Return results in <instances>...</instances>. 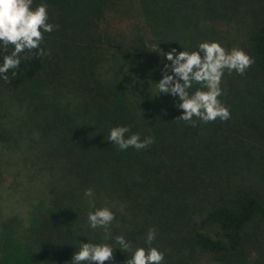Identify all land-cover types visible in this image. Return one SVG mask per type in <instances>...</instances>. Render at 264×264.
<instances>
[{
  "label": "trees",
  "instance_id": "obj_1",
  "mask_svg": "<svg viewBox=\"0 0 264 264\" xmlns=\"http://www.w3.org/2000/svg\"><path fill=\"white\" fill-rule=\"evenodd\" d=\"M54 2L60 8L64 49H69L71 58L81 56L82 50L93 49L95 39L103 36L99 21L109 7L108 3H116L113 0ZM166 14L169 20L158 15L162 30L152 28L156 34L149 30L155 36L147 34L138 25L137 31L129 34L125 44L116 41L117 54L127 57L129 65L127 97L125 93L121 96L101 94L100 84L92 83L89 76L80 75L93 72V65L87 67L92 63L90 60L76 65L81 87L87 90V99L81 97L80 104L92 111L99 122L103 119L109 128L129 126L131 132L128 135L139 133L141 140L151 136L154 143L142 150L130 147L121 151L113 142L101 140L94 132L95 127H89L92 132L81 134L78 139L77 135H71V142L65 141V147H59L55 159L61 158L66 163L62 172L60 169L49 172L48 187L54 195L49 193L43 204L27 206L21 216L12 214L9 220L0 216V264H70L80 242L112 244L114 241L108 238L112 233L123 235L129 241V201L135 203L139 196H146L141 181L144 182L149 173L160 182L165 176L166 186H174L179 192L177 195L187 197L193 203L198 201L185 194L198 198L208 195L199 202L198 221L189 223L191 229L186 238L192 248L210 256H229L235 261L233 257H237L239 264H264V193L244 185H230L225 179L218 183L213 176L225 168L231 158L227 150L218 148L226 140L221 139L213 130L215 126L212 128L210 124L203 127L206 129V134H203L206 138H203L198 133L202 126L200 121L194 127L179 119L181 122L177 121L175 110L178 108L175 105L178 99L157 92L164 63H170L166 59L161 62L163 51L176 47L170 39L174 29L173 18L170 19L172 14L167 11ZM246 36L247 53L255 61L250 72L264 74V20L259 17L250 20ZM153 45H159L160 53L154 52ZM53 62L48 56L23 61L14 78L9 72L10 82L6 83L19 88L42 74L47 77L60 74L56 78H60L61 83L66 74L59 70L62 68L57 62ZM235 100V97L230 100V108H234V112L244 111L242 100ZM63 177L66 188L67 185L74 187L77 182L78 195L72 188L65 191L63 184L59 183ZM200 178L207 184L201 185L198 182ZM91 183H96L97 187L85 202L83 188ZM101 188L109 190L105 194L113 200H117L114 194L118 195L114 210L122 212L121 215L116 214L110 225L114 230L109 227L107 233L100 228L91 229L85 217L92 210L90 200L96 207L108 206L101 197ZM193 212L189 215L190 220ZM19 221L21 226L17 230ZM130 255L116 248L115 259L105 264H124ZM183 262L184 259L180 261Z\"/></svg>",
  "mask_w": 264,
  "mask_h": 264
},
{
  "label": "rangeland",
  "instance_id": "obj_2",
  "mask_svg": "<svg viewBox=\"0 0 264 264\" xmlns=\"http://www.w3.org/2000/svg\"><path fill=\"white\" fill-rule=\"evenodd\" d=\"M113 1L116 3H108L109 7L99 21V30L103 36L95 39L93 49L82 50L81 56L71 58L69 49H64L60 8L54 0H43L49 6L50 22L59 25V30L45 34L42 46L50 50V61L59 64L62 68L59 70L66 74L65 77L59 83L60 78L56 77H60V74L48 77L42 74L19 88H12L0 80V216L7 220L12 214L21 216L27 206L39 202L43 204L44 198H49V193L54 195L48 187L49 172L61 170L66 164L61 158L58 161L55 159L59 147H65V141L71 142V135H77L78 139L81 134L92 132L89 127H95V134L101 140L108 141L109 126L103 119L99 122L92 111L80 104L81 97L87 99V90L81 87L82 81L76 65L90 60L92 63L87 67L93 65V72L80 75L89 76L92 83L96 81L100 84L101 94L121 96L125 93L127 97L129 65L127 57L117 54L116 41L125 44L129 34L137 31L138 25L147 34L155 36L150 31L163 29L158 15L169 20L167 11L172 14L170 19L173 18L171 21L174 26V39H170L179 51L194 50L203 41H219L228 50L239 47L247 52L248 22L254 17L264 20V0ZM41 2L34 0V6ZM250 71L248 69L242 76L235 72L229 75L225 71L221 85L224 94L220 99L230 109L231 118L227 121L218 119L208 124L212 128L215 126V133L226 140L218 148L220 151L227 150L231 158L225 168L213 177L218 183L225 179L230 185H244L264 193V74ZM197 87L199 85L194 84L190 91ZM233 97L236 98L235 102L239 98L242 100L244 111L234 112V108H230L232 105L229 102ZM175 111L177 117L182 114L180 109ZM200 123L202 126L198 133L206 138L203 135L206 134L205 124ZM192 173L195 175L196 171ZM160 176L163 177V174ZM65 177L59 181L63 186ZM164 177L160 182L149 173L144 181L146 185L141 181L146 196H139L135 203L129 201V242L133 248L147 247L146 234L150 228H154L156 239L152 246L164 253V264H239L237 257H233L235 261L229 256H210L190 246L186 238L191 229L189 223L198 221L199 202L204 201L208 195L198 198L185 194L198 201L193 203L187 197L185 199L177 195L179 192L174 186H166ZM198 182L201 185L207 184L201 178ZM96 187V183H91L83 188L85 202V191ZM67 188L77 191V182L74 187L67 185ZM67 188L64 186L66 192ZM101 189L104 204L112 209L115 216L121 215L120 210H114L118 195L114 194L117 200H113L105 194L109 190ZM76 193L78 195V191ZM192 211L195 212L190 220ZM85 217L87 219V215ZM18 219L22 222L21 218ZM20 221L17 230L21 226ZM110 228L114 230L113 226ZM183 259L184 262L180 263Z\"/></svg>",
  "mask_w": 264,
  "mask_h": 264
},
{
  "label": "clouds",
  "instance_id": "obj_3",
  "mask_svg": "<svg viewBox=\"0 0 264 264\" xmlns=\"http://www.w3.org/2000/svg\"><path fill=\"white\" fill-rule=\"evenodd\" d=\"M48 4H35L34 0H0V80L10 82L9 72L14 78L23 61L50 56V50L42 47L45 34L59 30V25L50 22ZM154 52L160 53L159 45H153ZM162 78L157 82L158 94H170L178 102L175 107L182 110L176 119L191 126L197 121L204 124L231 118L230 109L221 101L224 94L221 87L225 71L244 75L255 63L242 48L226 49L219 41L200 42L194 50L179 51L172 48L164 52ZM199 85L194 91L193 85ZM157 94V95H158ZM195 118V119H194ZM131 132L129 126H114L109 129L107 140L121 151L135 148L142 150L154 143L149 136L141 140L139 133ZM85 196L91 198L93 190L88 188ZM92 210L87 213L88 226L103 229L106 233L116 219L115 213L107 206L96 207L90 200ZM113 243L80 242L79 249L72 256L70 264H105L114 260V249L131 251L124 264H164L165 255L152 244L156 230L150 228L145 237L147 247H135L120 234L108 237ZM118 245L119 247H114Z\"/></svg>",
  "mask_w": 264,
  "mask_h": 264
}]
</instances>
